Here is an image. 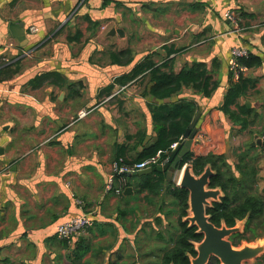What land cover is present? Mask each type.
Listing matches in <instances>:
<instances>
[{
	"label": "crops",
	"instance_id": "obj_1",
	"mask_svg": "<svg viewBox=\"0 0 264 264\" xmlns=\"http://www.w3.org/2000/svg\"><path fill=\"white\" fill-rule=\"evenodd\" d=\"M242 46L262 63L243 73L247 88L228 109L246 106L256 115L249 125L263 128L264 0H0V264H109L162 227L167 213L147 216L135 200L143 175L129 177L132 193L104 191L111 162L136 159L156 136L155 116L181 102L200 111L198 130L214 112L225 154L240 123L222 110L238 82L230 51ZM143 63L167 74L201 71L208 93L180 80L157 96L152 67L132 76ZM83 108L88 115L71 124ZM82 212L93 224L79 236L55 234Z\"/></svg>",
	"mask_w": 264,
	"mask_h": 264
},
{
	"label": "trees",
	"instance_id": "obj_2",
	"mask_svg": "<svg viewBox=\"0 0 264 264\" xmlns=\"http://www.w3.org/2000/svg\"><path fill=\"white\" fill-rule=\"evenodd\" d=\"M238 63L246 68H252L260 66L262 60L260 57L249 53L247 56L239 58ZM144 68H151L150 71L154 80L151 92L157 96L169 95L178 87L180 80L187 83L192 82L196 88H203L205 94L208 93L209 82L207 78L200 79V76H203L201 71H188L177 75L167 74L153 68L151 63H143L134 70L132 76L140 73ZM241 76H239L238 82L235 85L233 83V86L229 88L222 110L230 115L233 122H240L237 124L241 129H244L249 126L248 117L255 115L254 111L246 109V106L241 107L238 113L228 109V106L235 103L240 93L247 88V81ZM162 112L163 114L155 116L157 119L155 138L143 147L133 161L148 158L158 150L162 151L163 158L169 157L172 151L171 144L182 140L185 129L196 113V108L189 102H181ZM206 119L207 121L201 124L197 134H207L211 137V141L207 143L196 142V134L193 139V146L184 156L178 168L185 162L191 161L193 171L198 174L201 173L206 164L210 165L214 173L209 178V187L220 188L222 195L218 201L211 202L206 212L211 222L218 227L224 224L231 228L237 224V221L245 219L242 230L232 233L230 237L233 245L238 246L243 241L249 242L264 236V232L259 233L261 229L264 230V186L257 190L259 169L252 164L247 152L238 158V162L233 168L226 170L221 168V166L231 167L221 148H219V145L224 143L222 134L215 125L214 112H209ZM155 174L157 176L156 181L151 174L141 176L143 178L142 188L154 192L153 189L157 183L163 184L165 182L164 190L173 196L181 210L179 232L174 236L172 246L162 253L159 264H191L190 256L195 257L197 255L195 243H199L203 235L196 231V226H188V222L183 221V217L187 215L188 191L178 187L170 180H165L162 172H155ZM130 184L128 180L127 186ZM154 193L157 194L159 191ZM109 264L113 263L110 262ZM208 264H220V262L216 258H211Z\"/></svg>",
	"mask_w": 264,
	"mask_h": 264
},
{
	"label": "water",
	"instance_id": "obj_3",
	"mask_svg": "<svg viewBox=\"0 0 264 264\" xmlns=\"http://www.w3.org/2000/svg\"><path fill=\"white\" fill-rule=\"evenodd\" d=\"M14 28L19 30L18 26ZM21 34L20 30L18 37L22 39ZM199 117L200 111H197L185 129L182 140L171 151L165 164L146 168L137 173L144 175L164 172L167 178L170 179L191 148L198 130L197 121ZM254 136L257 137L256 134ZM257 142L261 143L260 138H258ZM180 170V173H182L181 176L179 175L180 179L177 181V186L188 191L187 215L183 217V221L188 222V226H196V231L203 234L202 240L199 243H195L197 255L196 257L190 256L191 264H207L211 257L219 260L220 264H244L247 260L255 259L264 254V242L254 247H237L229 240L231 233L242 229L245 219L237 221V223H242L240 227L234 226L231 228L226 227L224 224L221 227H217L210 221L206 209L211 205V201H218L222 195L220 188L209 187V178L214 173L210 165L206 164L201 173L197 174L193 171L192 162L187 161ZM129 193H132L131 186H127L123 191L124 195ZM262 238L264 240V236ZM196 244L198 245L196 246Z\"/></svg>",
	"mask_w": 264,
	"mask_h": 264
},
{
	"label": "rangeland",
	"instance_id": "obj_4",
	"mask_svg": "<svg viewBox=\"0 0 264 264\" xmlns=\"http://www.w3.org/2000/svg\"><path fill=\"white\" fill-rule=\"evenodd\" d=\"M232 128L236 129L235 134L229 137V144L227 145L226 152L224 154L226 161L231 165V167L221 166V168L223 170L233 168L238 162V158L243 153L247 152L249 156L248 158L251 159L252 164L257 169H259L257 190H260L264 186V145L255 146L256 143L253 140H255V134L258 137H264V127L257 128L254 125H249L247 126V129H241L240 127L237 129L235 126ZM251 142H254L255 145L250 146L249 144ZM171 177L168 179L167 175L165 174V180H170L175 185H177L178 178L176 181V177ZM154 178V181H156L157 177L155 176ZM141 184L142 183H140L138 186H135V200L140 203L138 206L139 209H143V213L148 214L147 216H150L151 213L157 215L159 214V211L162 210V212L164 211L167 213L166 217L162 214L164 216L163 218L161 217L163 223L161 220H159V223L162 225V227H159L155 224L158 229H154L155 227L152 225L154 228H150L149 231L145 232V236L143 238H140L137 241L135 240V243L132 245L131 251L127 254V256L124 253L121 255V252L117 253V255L114 256V261H112L113 264H159L162 253L172 246V240L179 232V218L181 213L179 208L180 206H178V204L174 201L173 196L164 190L166 183H157L154 186L153 191H159L157 194L154 192L148 193L146 191H141ZM169 200H171L170 203ZM168 214H170L169 217ZM241 224V222H238L236 227H240ZM144 225H146V223H144ZM256 232L258 233V231ZM260 232L263 233L264 230L261 229L259 233ZM262 237L249 242L243 241L237 247L257 246L259 243L264 242ZM159 243H164V245L160 246ZM197 245L198 244H196V246ZM244 264H264V254L260 255V257H256L255 259L247 260Z\"/></svg>",
	"mask_w": 264,
	"mask_h": 264
},
{
	"label": "built area",
	"instance_id": "obj_5",
	"mask_svg": "<svg viewBox=\"0 0 264 264\" xmlns=\"http://www.w3.org/2000/svg\"><path fill=\"white\" fill-rule=\"evenodd\" d=\"M223 17L228 19L232 24L236 25L238 23V14L233 10H227L223 13ZM29 30L31 32L36 31L35 26H30ZM34 48H28L23 51L21 54L22 57H30L33 53ZM250 52L244 47H233L230 51L231 58L229 61V68L233 73V77L238 79L240 75H243L248 68L238 63V59L244 56H247ZM90 109L83 108L77 111L75 116L72 119L71 124L75 121H78L88 115ZM178 142H173L171 144L172 150L177 146ZM168 161V157L163 158L162 151L158 150L154 155L138 160V161H127L125 158L118 156L111 162V171L107 176L104 184V191L107 193H112L116 196L123 194L124 189L127 186L129 177L137 173L140 170L150 168L156 165H163ZM180 169H177L173 176L176 177ZM75 202L83 207L80 200L75 198ZM93 224V220L89 213L82 212L79 215L73 216L66 220H63L57 223L54 226L55 234L66 240H70L74 237H77L85 229L90 227Z\"/></svg>",
	"mask_w": 264,
	"mask_h": 264
},
{
	"label": "flooded vegetation",
	"instance_id": "obj_6",
	"mask_svg": "<svg viewBox=\"0 0 264 264\" xmlns=\"http://www.w3.org/2000/svg\"><path fill=\"white\" fill-rule=\"evenodd\" d=\"M254 138H255V140H253V141L256 143V145L254 144V142H251V143L249 144L250 146H252V145H255V146H261V145H264V139H260V140H261V143H258L257 140H258L259 137L257 136V137H254ZM211 202H212V201H211ZM210 221H211V220H210ZM243 224H244V223H243ZM215 226H216V225H215ZM235 226H236V225H235ZM217 227H218V226H217ZM220 227H221V226H220ZM242 227H243V226H242ZM241 230H242V229H241ZM241 230H239V231H241ZM233 233H234V232H233ZM202 235H203V234H202ZM231 236H232V233H231L230 236H229V240H230V241H231V239H230ZM231 243H232V241H231ZM241 243H242V242H241ZM241 243H240V244H241ZM232 244H233V243H232ZM195 257H196V256H195ZM211 258H215V257H211ZM211 258L209 259V262H210ZM209 262H208V263H209ZM208 263H207V264H208Z\"/></svg>",
	"mask_w": 264,
	"mask_h": 264
},
{
	"label": "bare ground",
	"instance_id": "obj_7",
	"mask_svg": "<svg viewBox=\"0 0 264 264\" xmlns=\"http://www.w3.org/2000/svg\"><path fill=\"white\" fill-rule=\"evenodd\" d=\"M180 171H181V170H180ZM181 173H182V172H181ZM181 173L179 172L180 176H181ZM179 174H178L177 178L179 177V179H180V176H179Z\"/></svg>",
	"mask_w": 264,
	"mask_h": 264
},
{
	"label": "clouds",
	"instance_id": "obj_8",
	"mask_svg": "<svg viewBox=\"0 0 264 264\" xmlns=\"http://www.w3.org/2000/svg\"><path fill=\"white\" fill-rule=\"evenodd\" d=\"M182 167V166H181ZM181 167L179 169H181Z\"/></svg>",
	"mask_w": 264,
	"mask_h": 264
}]
</instances>
